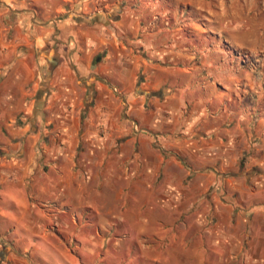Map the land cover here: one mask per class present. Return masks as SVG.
<instances>
[{
	"label": "crops",
	"instance_id": "crops-1",
	"mask_svg": "<svg viewBox=\"0 0 264 264\" xmlns=\"http://www.w3.org/2000/svg\"><path fill=\"white\" fill-rule=\"evenodd\" d=\"M257 53L264 0H0V264H264Z\"/></svg>",
	"mask_w": 264,
	"mask_h": 264
},
{
	"label": "rangeland",
	"instance_id": "rangeland-1",
	"mask_svg": "<svg viewBox=\"0 0 264 264\" xmlns=\"http://www.w3.org/2000/svg\"><path fill=\"white\" fill-rule=\"evenodd\" d=\"M249 62L247 63L249 66L251 65L250 64V62H252L253 63V67L255 68H258V70L259 69H261V67H262V65H264V55L262 54V53H257V54H251V55H249ZM248 59H246V60H248ZM264 104V103H263ZM262 103H259V102H257L256 103V109H257V111H259V110H261V108H263V105ZM256 159H263V156H262V154H258V155H256V157H255ZM258 166H254L253 165V167L252 168H257ZM199 168V167H198ZM202 168H205V167H200V169H202ZM229 171L231 170V172H233V170H234V168L233 167H226ZM232 168V169H231ZM259 168V167H258ZM197 169V168H196ZM195 169V170H196ZM221 169H223V167H221ZM258 173L257 174H259V171H257ZM253 181H255V180H253ZM250 185H251V183L250 182H248ZM227 184V183H226ZM252 186V185H251Z\"/></svg>",
	"mask_w": 264,
	"mask_h": 264
}]
</instances>
